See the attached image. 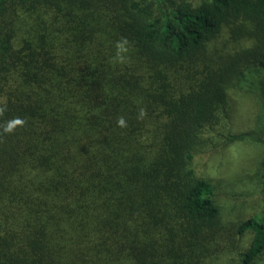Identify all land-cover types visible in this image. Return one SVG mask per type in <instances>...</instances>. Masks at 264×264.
I'll return each instance as SVG.
<instances>
[{
    "label": "trees",
    "instance_id": "16d2710c",
    "mask_svg": "<svg viewBox=\"0 0 264 264\" xmlns=\"http://www.w3.org/2000/svg\"><path fill=\"white\" fill-rule=\"evenodd\" d=\"M5 105L26 124L0 136V264H213L246 233L228 264L264 258V219L227 228L193 163L264 146V0H0Z\"/></svg>",
    "mask_w": 264,
    "mask_h": 264
},
{
    "label": "rangeland",
    "instance_id": "374dc122",
    "mask_svg": "<svg viewBox=\"0 0 264 264\" xmlns=\"http://www.w3.org/2000/svg\"><path fill=\"white\" fill-rule=\"evenodd\" d=\"M234 121L232 130L247 131L256 112L251 99L233 97ZM194 158L196 173L210 181L221 208L222 221L234 228L240 221L252 216L264 219V146L233 143L224 145L219 141L208 145ZM251 233L241 238H225L220 242L213 264H228L229 257L247 248ZM225 248V249H224ZM264 264V258L258 263Z\"/></svg>",
    "mask_w": 264,
    "mask_h": 264
},
{
    "label": "clouds",
    "instance_id": "9594fccd",
    "mask_svg": "<svg viewBox=\"0 0 264 264\" xmlns=\"http://www.w3.org/2000/svg\"><path fill=\"white\" fill-rule=\"evenodd\" d=\"M116 56L114 60L118 63L126 62V53L129 51V41L126 38H121L117 41L116 45ZM6 105L0 106V115L6 111ZM146 112L144 109H141L138 115V119L144 118ZM26 124V120L21 117H14L11 120L5 121L3 124H0V136L5 134H13L18 128L24 127ZM117 126L120 128H126L128 126L126 119L123 116H120L117 119Z\"/></svg>",
    "mask_w": 264,
    "mask_h": 264
}]
</instances>
